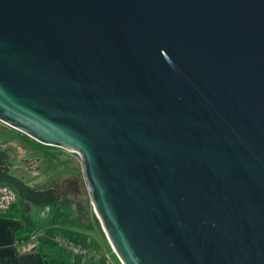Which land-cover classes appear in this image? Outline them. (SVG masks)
Here are the masks:
<instances>
[{
  "label": "water",
  "instance_id": "water-1",
  "mask_svg": "<svg viewBox=\"0 0 264 264\" xmlns=\"http://www.w3.org/2000/svg\"><path fill=\"white\" fill-rule=\"evenodd\" d=\"M0 120L78 153L121 264H264V0H0Z\"/></svg>",
  "mask_w": 264,
  "mask_h": 264
},
{
  "label": "crops",
  "instance_id": "crops-1",
  "mask_svg": "<svg viewBox=\"0 0 264 264\" xmlns=\"http://www.w3.org/2000/svg\"><path fill=\"white\" fill-rule=\"evenodd\" d=\"M56 185L58 183L53 182L34 187L47 189V195H56L59 192ZM57 195L50 198L61 196L60 193ZM84 201L85 206L77 219L57 217L58 211H55L52 215L48 214L47 219L34 222L32 216L27 218L24 214L25 211L30 212L34 205L24 199L21 207L16 197L10 210L0 209V264H121L90 200L85 198ZM55 235L81 243L98 255H88L81 261L80 253Z\"/></svg>",
  "mask_w": 264,
  "mask_h": 264
},
{
  "label": "rangeland",
  "instance_id": "rangeland-1",
  "mask_svg": "<svg viewBox=\"0 0 264 264\" xmlns=\"http://www.w3.org/2000/svg\"><path fill=\"white\" fill-rule=\"evenodd\" d=\"M5 123V122H4ZM0 120V144L9 145L11 156L10 172H14L31 187L44 186L52 182L59 185V198L45 199L40 202L31 201L34 207L24 214L33 221L45 220L48 214L57 212V217L69 216L70 219L79 218L81 209L85 206L84 199L89 201V195L82 176L80 158L76 151L62 149L55 156L48 157L39 150L25 144L9 124ZM73 175H77L78 191L72 188ZM72 179V180H71ZM24 198L17 194V201L22 207ZM48 205L50 208L47 209Z\"/></svg>",
  "mask_w": 264,
  "mask_h": 264
},
{
  "label": "built area",
  "instance_id": "built-area-1",
  "mask_svg": "<svg viewBox=\"0 0 264 264\" xmlns=\"http://www.w3.org/2000/svg\"><path fill=\"white\" fill-rule=\"evenodd\" d=\"M17 197V190L16 188L5 181L0 180V209H6L8 208L16 199ZM58 240L61 242L67 244L69 247H71L73 250L80 253L81 261L88 255H98L97 253H94L87 249L84 245L81 243H73L71 241L65 240L61 236L55 235ZM105 256L109 258V255L105 253Z\"/></svg>",
  "mask_w": 264,
  "mask_h": 264
},
{
  "label": "trees",
  "instance_id": "trees-1",
  "mask_svg": "<svg viewBox=\"0 0 264 264\" xmlns=\"http://www.w3.org/2000/svg\"><path fill=\"white\" fill-rule=\"evenodd\" d=\"M10 128H12L13 132H15L17 134V136L27 145H29L30 147L34 148V149H37L39 150L41 153L45 154L46 156L48 157H51V156H55L56 154H58L57 152H61V150L63 149V147L61 146H58V145H54V144H49V143H44V142H41L33 137H31L30 135H28L27 133L13 127V126H10ZM65 149V148H64ZM76 176L77 175H73L72 178H74L73 183H71L72 185V188H74L76 191H78L77 189L79 188L78 187V182H77V179H76ZM1 181H4V180H1ZM7 182V181H5ZM10 183V182H8ZM11 184V183H10ZM87 200V198H86ZM13 206V204H11L7 210H10L11 207Z\"/></svg>",
  "mask_w": 264,
  "mask_h": 264
},
{
  "label": "flooded vegetation",
  "instance_id": "flooded-vegetation-1",
  "mask_svg": "<svg viewBox=\"0 0 264 264\" xmlns=\"http://www.w3.org/2000/svg\"><path fill=\"white\" fill-rule=\"evenodd\" d=\"M4 123V122H3ZM4 124H6V123H4ZM9 145L7 144V143H3L2 142V144H0V161H1V165H6L7 163H8V161H9V157L11 156V153H10V151H9ZM5 151L7 152V154H8V156L7 157H3V155L5 154ZM5 159V160H4ZM53 183V182H52ZM52 183H50V184H52ZM49 184V185H50ZM56 186H58V188L57 189H60L59 188V185H56Z\"/></svg>",
  "mask_w": 264,
  "mask_h": 264
}]
</instances>
